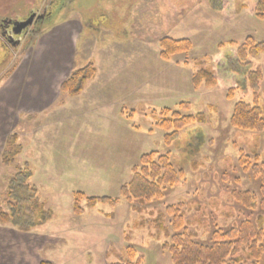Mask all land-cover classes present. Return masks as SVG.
Segmentation results:
<instances>
[{"label":"rangeland","instance_id":"374dc122","mask_svg":"<svg viewBox=\"0 0 264 264\" xmlns=\"http://www.w3.org/2000/svg\"><path fill=\"white\" fill-rule=\"evenodd\" d=\"M52 4L0 0V206H19L22 214L15 222L19 226L0 225V264H115L132 256L133 263L173 264L164 247L170 238L142 227L151 220L149 211L137 214L122 198L116 208L89 210L83 202L82 214L75 209L77 193L120 198L133 168L152 152L171 151L175 166L186 173L156 204V216L165 214L170 231L171 206L181 207L188 231L202 242L219 228L255 219L231 197L234 191H259V182L240 161L264 164V134L230 125L236 103L255 105L253 92L244 97L240 91L250 68L263 74L257 101L264 111V53L248 58L250 68L239 67L235 58L246 38L264 42V21L254 17L248 0ZM33 12L38 19L48 14L11 45L6 22ZM164 37L190 40L193 48L166 62L159 46ZM220 44L227 46L219 50ZM88 64L97 69L95 79L78 96L63 94L60 85ZM201 69L216 75V87H193L192 77ZM229 88L236 89L233 100L227 98ZM164 108L184 116L203 113L207 123L181 132L168 149L166 134L157 127ZM193 131H202L204 138L190 155ZM12 135L21 149L14 164L4 165ZM16 166L30 176L24 190L13 185Z\"/></svg>","mask_w":264,"mask_h":264},{"label":"trees","instance_id":"16d2710c","mask_svg":"<svg viewBox=\"0 0 264 264\" xmlns=\"http://www.w3.org/2000/svg\"><path fill=\"white\" fill-rule=\"evenodd\" d=\"M248 2L254 17L259 21H264V0H248ZM228 45L236 44L230 42ZM159 46L161 49L160 57L166 62L175 56L189 53L193 48L190 40H176L170 37L162 38L159 41ZM226 46L227 44H220L217 48L222 50ZM262 53H264V42H258L255 38L248 37L237 49L235 57L237 65L250 68L248 58ZM96 74L95 66L88 64L74 71L60 85L59 89L68 96H78L84 91L86 84L95 79ZM262 82L261 70L248 69L247 77L240 87V91L244 97H248L253 92L256 96V102L255 105L243 101L235 104L230 121V125L235 130L264 134V111L259 107L257 101ZM218 83L219 80L216 75L207 69L197 71L192 77V85L195 89H199L203 85L207 88H213ZM235 93L236 89L229 88L228 100H233ZM185 106L182 104V107ZM159 113L157 127L165 132L164 142L168 149H171L178 141L181 132L193 125L204 126L207 123V117L203 113L195 116H184L179 111H172L170 108H164ZM188 134L192 140L187 152L194 155L195 151L198 150V141L204 138V135L202 131H193ZM16 143L17 136H10L2 156L4 165L14 164L15 156L21 149L16 146ZM240 164L244 172L257 179L259 191L257 193L234 191L231 193V197L244 212L255 214L256 218L240 219L227 228H219L204 242L199 241L197 234L188 231L185 216L181 214L180 206L168 207L166 212L167 216L171 218L169 225L173 227L172 236V231L166 224L165 214L156 216V206L166 200L167 191L179 187L186 177L185 169L175 166L171 151L167 154L152 152L143 155L139 160V165L133 168L132 180L121 187L120 198L110 196L88 197L85 194L77 193L75 195L76 214L83 213L80 207L83 202L89 210L95 209L98 205H109L111 208H116L122 198L130 204L131 209L137 214H146L149 211L151 220L143 222V228L154 229L159 233L163 232L166 237L170 238L171 242L164 247L172 255L173 264H264V164L259 166L257 160L252 161L250 159H242ZM16 170L19 173L14 178L13 185H17L16 188L22 187L24 190L27 188L26 183L30 176L27 173H20L22 169L19 166H16ZM15 194L16 189H13L8 198L13 199ZM9 206L8 210L0 206V225L13 224L19 226L15 223L22 216L19 213V206L13 204ZM35 207L38 205L34 204L33 208ZM21 229L23 230V228ZM131 259L133 261L134 256ZM132 261L115 264H139V262L133 263ZM41 264L50 263L42 262Z\"/></svg>","mask_w":264,"mask_h":264},{"label":"flooded vegetation","instance_id":"af4514ba","mask_svg":"<svg viewBox=\"0 0 264 264\" xmlns=\"http://www.w3.org/2000/svg\"><path fill=\"white\" fill-rule=\"evenodd\" d=\"M59 1H60V0H53V4H52V6H53L54 8L57 7L56 5L59 4ZM54 2H55V3H54ZM54 5H55V6H54ZM52 6H51V8H53ZM52 12H53V10H50L49 13L52 14ZM36 14H37V13L33 12V13H31V15L28 14V16H27L26 18H22L20 21H17V22H14V21H13V22L10 23V24H9V22H6L7 25H6L5 28H8V30H6V32H5V34H6L5 37H6V39L8 40V42H9L11 45L16 46L17 44H19V43H20V39H21V37L23 36V33H24V34L26 33L27 28H26V29H23L19 34H16V33H15V29L17 28V26H18L19 24L29 22L30 19H32L33 16H35V18H34V20L32 19L31 25L34 26V23H36V24H41V20L44 19V18L47 16L48 12H47V14H45L46 16H38L39 19L36 18ZM3 27H4V25H3Z\"/></svg>","mask_w":264,"mask_h":264},{"label":"water","instance_id":"95a60500","mask_svg":"<svg viewBox=\"0 0 264 264\" xmlns=\"http://www.w3.org/2000/svg\"><path fill=\"white\" fill-rule=\"evenodd\" d=\"M32 22V19H30L29 22L26 23H21L17 26V28L15 29V33L19 34L23 29H26Z\"/></svg>","mask_w":264,"mask_h":264},{"label":"crops","instance_id":"0c3cea01","mask_svg":"<svg viewBox=\"0 0 264 264\" xmlns=\"http://www.w3.org/2000/svg\"><path fill=\"white\" fill-rule=\"evenodd\" d=\"M42 95H43V94H42ZM97 98L103 99V97H97Z\"/></svg>","mask_w":264,"mask_h":264}]
</instances>
